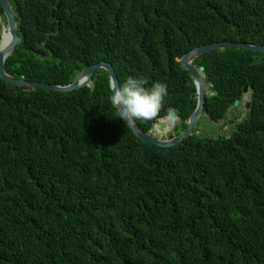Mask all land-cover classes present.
Segmentation results:
<instances>
[{
  "label": "trees",
  "instance_id": "obj_1",
  "mask_svg": "<svg viewBox=\"0 0 264 264\" xmlns=\"http://www.w3.org/2000/svg\"><path fill=\"white\" fill-rule=\"evenodd\" d=\"M10 5L21 34L7 73L65 86L106 62L120 87L129 76L164 83L158 113L135 120L161 140L195 109L184 54L264 46V0ZM193 64L205 104L171 148L141 143L117 118L103 70L67 93L0 79V264H264V52L215 50Z\"/></svg>",
  "mask_w": 264,
  "mask_h": 264
},
{
  "label": "water",
  "instance_id": "obj_2",
  "mask_svg": "<svg viewBox=\"0 0 264 264\" xmlns=\"http://www.w3.org/2000/svg\"><path fill=\"white\" fill-rule=\"evenodd\" d=\"M0 5L3 8L6 17H8V34H1L0 38V79L8 85L17 88H27L30 90H42L46 92H72L80 90L83 87L90 86L93 75L100 70H103L109 81L110 89L113 95V91L120 87L116 73L111 64L106 62H100L94 65L87 66L78 72L74 80L65 86H54L48 85L42 82L26 81L23 77L16 78L10 75L5 70L6 59L11 55L13 50L17 46V31L13 15L8 7L7 0H0ZM226 49H241L249 52H264V46H254L244 43H233V42H216L213 44H206L199 46L192 51L184 54L180 60V67L186 70L194 82V92L196 93V105L193 113L191 114L187 125L181 131V133L170 139V140H159L145 133L135 121L125 123L131 133L140 142L144 144L154 145L161 148H169L178 145L181 141L188 139L194 131L197 129V123L203 111L205 104L206 89L203 82V75L201 71L193 64L195 58L206 52L215 50H226ZM111 95V97H112ZM110 97V101H111ZM249 111V110H248ZM248 111L245 110V113ZM242 122V118L236 121L233 128H236Z\"/></svg>",
  "mask_w": 264,
  "mask_h": 264
},
{
  "label": "clouds",
  "instance_id": "obj_3",
  "mask_svg": "<svg viewBox=\"0 0 264 264\" xmlns=\"http://www.w3.org/2000/svg\"><path fill=\"white\" fill-rule=\"evenodd\" d=\"M18 39L19 36L17 34V46ZM166 95L167 86L164 83L154 81L148 85L147 81L141 77L129 76L125 79L122 87H119L113 91L111 102L116 109L117 118L120 119L122 123H129L135 120L152 119L160 110L163 99Z\"/></svg>",
  "mask_w": 264,
  "mask_h": 264
},
{
  "label": "flooded vegetation",
  "instance_id": "obj_4",
  "mask_svg": "<svg viewBox=\"0 0 264 264\" xmlns=\"http://www.w3.org/2000/svg\"><path fill=\"white\" fill-rule=\"evenodd\" d=\"M7 4H8V7H9V9L13 15L16 31H17V34L19 36L21 31H20V25H19L20 18L18 17V12L16 9H13V7L10 5V0H7ZM7 18L8 17H6L5 12L0 5V38H1L2 33H4L6 35L9 32V26H8V19Z\"/></svg>",
  "mask_w": 264,
  "mask_h": 264
}]
</instances>
